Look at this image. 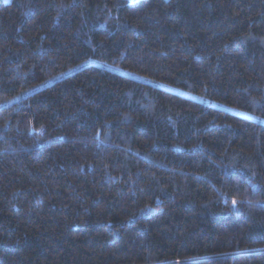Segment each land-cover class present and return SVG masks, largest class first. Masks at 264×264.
I'll return each mask as SVG.
<instances>
[{
	"label": "trees",
	"instance_id": "1",
	"mask_svg": "<svg viewBox=\"0 0 264 264\" xmlns=\"http://www.w3.org/2000/svg\"><path fill=\"white\" fill-rule=\"evenodd\" d=\"M0 264H264V0H0Z\"/></svg>",
	"mask_w": 264,
	"mask_h": 264
},
{
	"label": "rangeland",
	"instance_id": "2",
	"mask_svg": "<svg viewBox=\"0 0 264 264\" xmlns=\"http://www.w3.org/2000/svg\"><path fill=\"white\" fill-rule=\"evenodd\" d=\"M47 83H45V84H43L42 86H40V87H38V89H40V88H42L44 85H46ZM15 100H17V99H15Z\"/></svg>",
	"mask_w": 264,
	"mask_h": 264
},
{
	"label": "snow or ice",
	"instance_id": "3",
	"mask_svg": "<svg viewBox=\"0 0 264 264\" xmlns=\"http://www.w3.org/2000/svg\"><path fill=\"white\" fill-rule=\"evenodd\" d=\"M236 201H233V205H235Z\"/></svg>",
	"mask_w": 264,
	"mask_h": 264
}]
</instances>
